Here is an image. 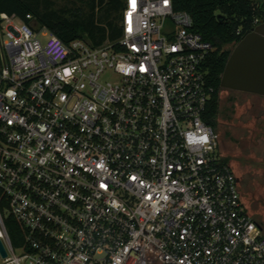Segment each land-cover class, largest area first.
Wrapping results in <instances>:
<instances>
[{"label": "built area", "instance_id": "obj_1", "mask_svg": "<svg viewBox=\"0 0 264 264\" xmlns=\"http://www.w3.org/2000/svg\"><path fill=\"white\" fill-rule=\"evenodd\" d=\"M120 24L93 46L0 15V207L24 230L0 209L5 262L264 264L204 119L215 47L174 0H125Z\"/></svg>", "mask_w": 264, "mask_h": 264}, {"label": "trees", "instance_id": "obj_2", "mask_svg": "<svg viewBox=\"0 0 264 264\" xmlns=\"http://www.w3.org/2000/svg\"><path fill=\"white\" fill-rule=\"evenodd\" d=\"M84 5L69 9L56 8L53 0H0V15L46 27L64 43L83 38L98 46L120 37L125 0H86ZM174 7L189 12L194 31L215 47L205 59L207 80L214 93L204 119L217 130L221 79L232 52L227 46H236L247 32L264 21V0H174ZM6 208L5 203L1 205L2 214ZM4 223L12 244L20 247L24 243L21 224L10 213L4 217Z\"/></svg>", "mask_w": 264, "mask_h": 264}, {"label": "rangeland", "instance_id": "obj_3", "mask_svg": "<svg viewBox=\"0 0 264 264\" xmlns=\"http://www.w3.org/2000/svg\"><path fill=\"white\" fill-rule=\"evenodd\" d=\"M53 1L56 8L69 9L84 7L86 2ZM234 47L227 46L231 50ZM217 131L224 160L238 175L247 208L264 233V96L222 88ZM8 214L6 209L3 216ZM0 264L12 263L5 262L0 255Z\"/></svg>", "mask_w": 264, "mask_h": 264}, {"label": "water", "instance_id": "obj_4", "mask_svg": "<svg viewBox=\"0 0 264 264\" xmlns=\"http://www.w3.org/2000/svg\"><path fill=\"white\" fill-rule=\"evenodd\" d=\"M221 87L264 96V21L247 32L233 48L221 79ZM0 255L8 252L0 239Z\"/></svg>", "mask_w": 264, "mask_h": 264}]
</instances>
